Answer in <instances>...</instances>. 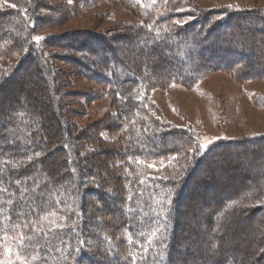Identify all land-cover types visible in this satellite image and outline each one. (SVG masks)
Returning <instances> with one entry per match:
<instances>
[{"label": "rangeland", "instance_id": "1", "mask_svg": "<svg viewBox=\"0 0 264 264\" xmlns=\"http://www.w3.org/2000/svg\"><path fill=\"white\" fill-rule=\"evenodd\" d=\"M170 1L176 6L155 0L157 5L147 17L141 6L153 0H32L23 5L20 0H7V4L23 7L22 15H33L38 27L26 33L25 48L1 49L0 73H11L25 63L28 54L37 57L42 72L37 76L28 67L26 102L34 104L40 114L41 129L45 132L47 126L51 135H58L56 142L65 147L64 153L50 155L48 160L54 164L60 157L67 158L84 204V218L80 216L78 222H85L90 207H96L92 217L110 233L112 245L124 257L129 254L125 232L113 229L114 217L108 214V207L112 209L114 196L120 201L122 196H130L131 177L136 174L155 191L162 214H170L180 251L177 258L192 256L193 264H211L205 256L217 243L227 259L249 255L257 264H264V65L258 59H237L231 52L229 58L244 64V70L206 72L192 84L164 80L147 69L136 72L141 82L127 97L134 96L140 106L137 112L132 110L130 120L109 95L102 78L95 75L104 73L99 67L102 54H97L103 45L114 56L129 54L130 63L139 66L141 58L134 52L144 42L138 29L150 26L160 13L171 12L174 23L200 16L212 23L226 12L236 14L233 24L241 22L244 14L264 16V0ZM0 9L12 8L0 0ZM251 21V29H259L260 24ZM243 25L247 27L245 22ZM36 36L44 39L37 41ZM141 51L145 53V48ZM29 63L36 64L34 60ZM251 73L252 77L247 75ZM36 77L37 81L44 78L46 84L37 85ZM128 124L160 152L149 159L130 157L125 152ZM175 134H182L184 147ZM209 141L206 150L212 148V152L203 157L202 151L195 155L188 151ZM54 145H48V150ZM49 214L40 223L54 225L56 218ZM86 248L91 257L98 256ZM6 252L0 249V264H12Z\"/></svg>", "mask_w": 264, "mask_h": 264}, {"label": "trees", "instance_id": "2", "mask_svg": "<svg viewBox=\"0 0 264 264\" xmlns=\"http://www.w3.org/2000/svg\"><path fill=\"white\" fill-rule=\"evenodd\" d=\"M20 1L23 5L32 0ZM136 1L133 0L134 3ZM176 4L169 0L167 6ZM154 5L157 2L141 6L147 17L151 16ZM22 8L0 9V52L5 46L9 50L11 47L12 50L25 48L26 33L38 27L33 15H22ZM171 14L160 13L150 26L138 29V36L145 44L141 43L139 51L134 52L141 58L139 66L130 63L131 57L127 53L114 56V51L106 45L97 51L98 55L102 54L99 67L104 73L97 72L95 75L101 77L109 87V95L115 97L128 120L134 117L131 116L132 110H139L140 103L134 96L127 97V94L141 82L137 73L144 72V69L150 74L156 72L164 80L192 84L206 72L221 68L244 70V64L229 58L231 52L237 59H258L264 65V16L244 14L240 16L241 22L237 20L233 24L236 14L226 12L217 20H211L212 23H208L210 18L200 16L176 24ZM200 19L203 20L201 26H197ZM254 19L260 24L259 29H251L250 22ZM244 22L247 27L243 25ZM45 44L53 45L51 42ZM85 44L82 42L80 45L85 47ZM142 48H145V53L140 52ZM74 50L80 52L79 48ZM32 55L28 54L23 60H26L25 63L18 64L11 73H0V189H6L0 191V249L7 250L6 255L11 258L12 264H23L24 260L28 264H84L87 260L92 264H193L192 256L183 260L176 257L180 251L174 241L170 214H162V203L155 191L146 187L136 174L131 177L130 196H122V202L119 196H114L110 202L112 209L108 207V214L114 217L113 229H124V245L129 253L127 257L115 250L110 233L92 217L96 207H90L92 210L88 211L85 222H78L80 216L84 218V204L79 194L81 188H77L71 175L69 161L60 157L52 164L48 160L50 155L64 153V144L56 142L58 135H51L47 126L45 132L41 129L40 114L34 104L26 102L25 82L30 80L28 67H32L37 76L42 72L37 57ZM32 60L36 64L29 63ZM247 75L253 76L252 73ZM16 78H19L18 81ZM43 80L35 79L37 85L46 84ZM117 93L120 95L117 96ZM130 124L125 130L128 134L125 152L136 159H149L157 155L160 149H156L154 144L149 146L150 140L131 129ZM168 134L172 135L170 132ZM174 137L179 138L184 147L186 141L182 134H175ZM53 144V148L48 150L47 146ZM74 151L77 153L76 149ZM161 152H164L163 149ZM210 152L212 148L203 150L201 155L203 157ZM36 153L40 155L37 157ZM29 156L32 157L31 161ZM181 190L180 187L178 196ZM177 200L178 197L176 203ZM48 214L56 218L52 226L40 223ZM221 225L226 227L222 222ZM20 234L31 237V247L21 245L17 239ZM85 244L96 252V258L91 257ZM216 244L205 256L210 257L211 264H257L255 258L249 255H235L234 259H227L225 250ZM18 255L22 259H18ZM33 256L40 259L33 260Z\"/></svg>", "mask_w": 264, "mask_h": 264}, {"label": "snow or ice", "instance_id": "3", "mask_svg": "<svg viewBox=\"0 0 264 264\" xmlns=\"http://www.w3.org/2000/svg\"><path fill=\"white\" fill-rule=\"evenodd\" d=\"M138 2H140V0H138ZM153 2H155V0H153ZM169 0H165V3H168ZM69 3H71V0H69ZM5 4L8 7L11 8H17V4L13 3V4H7V0H5ZM228 7H231V5H228ZM177 11H183V9H176ZM25 12L27 11L26 9L24 10ZM176 23H184L183 21H176ZM35 40L37 41H41L44 39V37H40V36H36L34 37ZM120 94L117 93V96H119ZM211 143V141H209L208 143L205 144H199L198 146L189 148L188 151L190 153H192L193 155L197 154L200 151L206 150L209 146V144ZM37 157L40 155V153H36L35 154ZM29 161L32 160V157L29 156L28 157ZM172 159H176V157H172ZM0 191H6V189H0ZM9 203H12V201H8ZM24 227H27V225H24ZM17 239L20 241L21 245H27L28 247H31V237H25L23 234H20ZM18 259H22V257H20L19 255L17 256ZM33 260H38L40 259L39 256H33L32 257ZM133 261H135V257H133ZM23 264H28V261L24 260Z\"/></svg>", "mask_w": 264, "mask_h": 264}]
</instances>
